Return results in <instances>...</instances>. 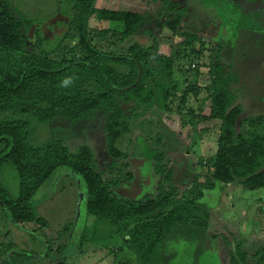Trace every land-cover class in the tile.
<instances>
[{"label":"trees","instance_id":"obj_1","mask_svg":"<svg viewBox=\"0 0 264 264\" xmlns=\"http://www.w3.org/2000/svg\"><path fill=\"white\" fill-rule=\"evenodd\" d=\"M149 2L154 6L151 15L155 24L181 39L184 49L175 58L158 52L159 35L155 32L150 33L149 44L133 40L135 34L148 29L144 14L97 7L96 0H57L61 9L69 7L71 16L58 43L45 51L39 28L33 41L27 36L35 19L21 13L10 0H0V112L11 114L0 120V204L7 219L16 225L46 227L47 220L34 212L32 200L49 190L56 171L66 168L83 183L86 212L116 232L127 231L140 264L158 261L161 244L174 227L190 221L203 227L208 218L196 205L201 187H193L199 192L191 200L184 198L185 205L175 198L173 171L163 164L162 151L149 155L159 177L155 196L133 199L116 193L133 179L125 161L128 156L118 142L130 132L131 121L143 128L142 118L147 117L156 100L164 103L163 111L169 115L219 122L217 149L209 160L212 170L205 175L207 183L202 187L216 191L219 184H237L253 199L264 202V115L250 119V128L243 131L242 107L230 88L236 78L223 70L217 49L212 51L217 61L209 63L210 85L203 103L195 111L186 108L185 97L191 91L196 98L194 90H199L187 87L174 109L170 98L176 90L171 82L174 59L189 61L190 66L181 64L179 71H191L199 77V67L205 64L200 62L204 38L182 29L186 14L179 2ZM90 19L105 25L90 28ZM67 77L72 83L62 87L61 81ZM161 79H165L164 85ZM102 110L106 111L102 128L110 156L106 171L96 168L86 145L72 152L59 138L40 145L30 141L33 122L48 124L57 117L78 121ZM162 139L157 133L156 144L160 145ZM5 165L16 172L15 193L2 184ZM193 211L201 214L200 220ZM228 253L230 264H264V245L252 254L239 250L235 255L231 248ZM35 257L6 237L0 240V264H30Z\"/></svg>","mask_w":264,"mask_h":264},{"label":"rangeland","instance_id":"obj_2","mask_svg":"<svg viewBox=\"0 0 264 264\" xmlns=\"http://www.w3.org/2000/svg\"><path fill=\"white\" fill-rule=\"evenodd\" d=\"M10 1L25 16L35 19L27 33L29 40H34L35 30L39 28L43 50L54 48L62 36H52L45 33V29L56 24L58 28L64 26V15L71 16L69 7L65 5L61 9L57 0ZM175 1L186 14L182 29L197 32L204 38L200 62L206 65H200L198 77L191 71H179V65L188 67L189 61L174 59L171 82L175 83L176 90L173 95L170 93L172 107L175 109L183 91L193 86L199 87L194 90L197 97L190 91L183 105L195 111L203 103L210 85L209 63L217 61L216 52L212 51L217 49L223 70L236 78L230 88L235 102L242 107L240 121L246 132L250 119L264 115V0ZM96 6L144 14L149 30L135 34L133 40L149 44L150 33L155 32L159 35L158 52L162 55L175 58L184 49L180 37L155 24L151 15L154 6L149 0H96ZM103 25L95 19L89 20L90 28ZM164 80L161 79V84ZM160 88H157L159 96ZM163 104L157 100L152 104L147 117L142 118L143 128L131 121L130 132L118 142L128 156L125 161L129 163L133 180L121 185L116 192L133 199L147 194L155 196L159 177L150 156L162 151L163 164L173 171L172 181L177 187L175 198L185 205L184 198L191 200L201 191L196 205L208 218L203 227L195 226L193 221L174 227L161 244L158 258L162 260L152 264H230V248L235 255L239 250L254 253L264 245V202L253 199L237 184H219L217 190L211 192L202 187L207 183L205 175H210L212 170L209 160L217 149L219 122L205 123L186 115H169L163 111ZM105 115L106 111L102 110L94 112L92 118L78 121L57 117L48 124L33 122L29 138L35 145L59 138L72 152L86 145L96 168L106 171L110 156L102 128ZM9 117V112H0V120ZM240 130L238 128L237 132ZM157 133L163 136L160 145L156 144ZM55 178L49 190L35 196L31 203L34 212L47 220V226L13 224L0 204V240L6 237L19 249L35 254L30 264H140L127 231L116 232L115 228L86 212L84 186L78 177L61 168ZM1 181L11 192L17 191L18 180L11 166L3 167ZM195 185L201 190L193 191ZM195 211L193 216L201 217ZM4 232L7 234L3 235Z\"/></svg>","mask_w":264,"mask_h":264},{"label":"crops","instance_id":"obj_3","mask_svg":"<svg viewBox=\"0 0 264 264\" xmlns=\"http://www.w3.org/2000/svg\"><path fill=\"white\" fill-rule=\"evenodd\" d=\"M99 7H101V6H99ZM101 8H103V7H101ZM107 9H110V8H107ZM133 12H135V11H133ZM139 13V12H138ZM60 14V12L57 14V15H59ZM70 16V15H69ZM67 17L66 15H64V22H66V23H64V26L62 25V27H57V24H56V26H52V27H47L46 29H45V33H49V34H51L52 36H55V37H59L60 35L62 36L63 35V33L65 32V30H66V27H67V22L69 21V19H70V17ZM34 27H35V29H36V25H34ZM63 27H64V29H63ZM61 32H63V33H61ZM133 180V179H132ZM208 191H210L211 192V189L209 190V189H207ZM117 193V192H116ZM158 260H162V259H159L158 258ZM156 262H158V261H156Z\"/></svg>","mask_w":264,"mask_h":264},{"label":"clouds","instance_id":"obj_4","mask_svg":"<svg viewBox=\"0 0 264 264\" xmlns=\"http://www.w3.org/2000/svg\"><path fill=\"white\" fill-rule=\"evenodd\" d=\"M71 83H72V78H71V77H67V78H64V79L61 81V86H62V87H67V86H69Z\"/></svg>","mask_w":264,"mask_h":264}]
</instances>
